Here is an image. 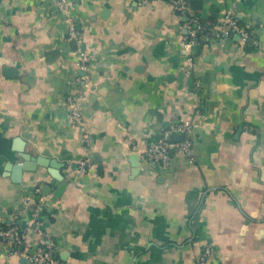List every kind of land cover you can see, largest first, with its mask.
Instances as JSON below:
<instances>
[{"label":"crops","instance_id":"obj_1","mask_svg":"<svg viewBox=\"0 0 264 264\" xmlns=\"http://www.w3.org/2000/svg\"><path fill=\"white\" fill-rule=\"evenodd\" d=\"M185 1L202 23L233 10L248 38L209 30L189 64L168 0H69L79 42L52 0H0V229L34 222L29 253L44 241L62 264H196L210 245L209 264H264V0ZM79 51L95 54L84 132L65 105ZM185 119L192 161L160 171L141 158ZM17 142L64 165L61 193L46 168L17 176ZM11 251L0 239V264H29Z\"/></svg>","mask_w":264,"mask_h":264},{"label":"built area","instance_id":"obj_2","mask_svg":"<svg viewBox=\"0 0 264 264\" xmlns=\"http://www.w3.org/2000/svg\"><path fill=\"white\" fill-rule=\"evenodd\" d=\"M153 0H138L139 4H146ZM173 10L184 17V27L186 35L182 38L180 46L185 52L186 63L192 64L193 54L192 49L196 44L201 32L212 29L220 31L219 40L228 38L230 34H235L241 40H246L249 32L236 19L233 10H229L225 14V25L216 24L212 21L200 22L188 14V7L185 0H168ZM57 11L66 17L67 20V40L80 41L78 32L74 27V19L69 16V0H52ZM79 70L82 75L74 79V83L78 86L76 90H72L66 97L65 105L67 107L66 118L69 126L80 132H84L82 102L85 94L91 89V81L89 75L90 63L94 61L95 54L93 52L79 51ZM194 115L199 114V102L194 101L192 104ZM192 120L185 119L173 124H170L157 139L150 142L146 150L142 153L141 158L155 165L160 171L168 170L176 154H181L189 161L193 159V142L191 139ZM181 135L183 140L180 142H172L169 140L171 135ZM87 162L85 160L79 163V171L86 172ZM39 190L35 191L39 196ZM41 198H38L36 206L33 208L32 216L35 217L40 210ZM31 204L30 198L23 199V207L29 208ZM37 227L34 222L27 225L14 224L6 229H0V239L11 245L12 251L10 256L25 258L29 264H62L56 257V249L52 243L41 242L34 253H29L25 246V239L29 234L35 232ZM213 254V249L210 245H205L200 249L196 259V264H209Z\"/></svg>","mask_w":264,"mask_h":264},{"label":"water","instance_id":"obj_3","mask_svg":"<svg viewBox=\"0 0 264 264\" xmlns=\"http://www.w3.org/2000/svg\"><path fill=\"white\" fill-rule=\"evenodd\" d=\"M169 140L172 142H180L183 140V137L181 135L174 134L169 136ZM17 143L19 144V147L16 148L15 151L18 153V157L21 160V162L16 165L17 176L21 175L23 172H34L37 167L46 168L49 170L52 178L61 183L60 187L58 188L57 194L61 193L66 187V183L63 181V176L60 174V170L64 167V165L56 162L55 160H47L41 157L33 158L23 153L22 143ZM133 158L135 159V156ZM133 167L135 168V170H138L139 165L137 163V160Z\"/></svg>","mask_w":264,"mask_h":264},{"label":"trees","instance_id":"obj_4","mask_svg":"<svg viewBox=\"0 0 264 264\" xmlns=\"http://www.w3.org/2000/svg\"><path fill=\"white\" fill-rule=\"evenodd\" d=\"M209 31V30H208ZM205 33H207V31H203V32H201V34H205Z\"/></svg>","mask_w":264,"mask_h":264}]
</instances>
